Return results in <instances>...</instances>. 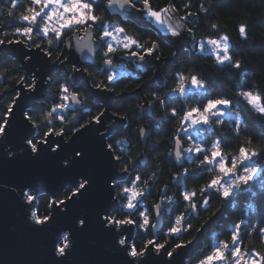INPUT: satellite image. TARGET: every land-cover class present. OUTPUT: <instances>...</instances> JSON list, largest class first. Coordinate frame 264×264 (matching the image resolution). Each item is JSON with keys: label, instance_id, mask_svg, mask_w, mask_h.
Segmentation results:
<instances>
[{"label": "snow or ice", "instance_id": "obj_1", "mask_svg": "<svg viewBox=\"0 0 264 264\" xmlns=\"http://www.w3.org/2000/svg\"><path fill=\"white\" fill-rule=\"evenodd\" d=\"M154 2L155 0H30V6H27L23 0H9L11 6L7 9V15L12 20L8 26L11 27L17 20L23 26L14 28L11 33L13 38L0 39V46L23 44L27 51L19 58L24 62V66L32 61L33 50L42 52L49 63L62 66L71 63L67 53L74 43L78 45L74 51L81 54L86 50L89 56L87 59L81 57L79 61L81 67L73 64L72 75L84 73L83 86L68 75L61 79L58 75L54 77L47 73L29 71L27 77L19 78L17 83L20 88L31 93L34 102L33 108L22 112L21 119L25 128L35 130L37 134L25 136L19 146L13 144L9 138L15 109L23 99L21 91H16L7 108L0 113V158L15 160L20 154H26L32 159H39L42 154L61 157L66 148L71 147L68 140L75 143L73 137L77 133L87 132L90 126L96 125L98 126L95 128L96 135L104 142L107 160L112 170L106 186L110 199L114 202L111 208H104L97 213V220L104 231L116 238L118 250L127 258L125 264H145L150 254L155 256L163 254L167 258L166 264H177V257L183 256L189 249L200 251L199 257H192L195 264H264V252L255 248L248 250L242 239L250 232H256L264 238V228L251 224L249 219L242 218L232 222L231 226L226 227L219 235L213 232L211 235L214 242L207 250L201 243V237L212 224L224 216V212L221 211L219 216L213 212L200 227H194L190 223L194 217L199 220L202 212L211 211L212 199H221L226 204L241 196L245 198L258 196L264 200V162L261 161V157H264V147L252 146V137H246L236 153L225 155L222 141L225 143L227 141L219 135L225 125V118L233 125L232 131L236 137H240L242 130L249 131L247 117L241 115L245 111L264 121V91L247 83L245 74L239 71L242 61L234 58V46L229 35L220 34L217 24L210 25L214 30L211 35L201 37L199 40L196 39L195 28L188 27L193 18H199L201 12L205 15L210 14L211 0L207 6L198 3V11H190L193 7L192 0H180L179 7L178 0H167L159 7H154ZM17 7L23 8L24 12L15 17L13 12ZM100 8L109 9V15H120L123 23L98 15L97 11ZM130 23H146L162 35L166 34L170 41L173 38H184L185 34H188L191 37L193 52L212 59L213 70L222 68L237 70L239 82L234 85L235 91L226 89L223 94L217 95L211 90L210 78L206 79L200 73L190 72L184 68L183 71H174L171 81L165 78L161 91L163 88H168V91L163 92V95L161 91L151 92L145 103L136 106L139 111L132 110L129 113L120 107L117 112L111 113L116 104L110 103V100L116 97L124 99L123 93L116 91V86L122 81L116 72H109L105 67L112 66L114 58L119 59L123 56L135 62L137 68L141 69L140 80H143L148 74L146 66L150 67L153 63L164 64L169 57L178 60L182 54L173 51L169 56H164L159 42L150 40L146 45L135 36L129 35L126 25ZM81 30L84 32L83 36L80 35ZM238 31L242 38L247 39L245 24H240ZM0 32H3V28H0ZM3 34L9 35L7 32ZM97 56L101 58L100 65H96ZM84 63H91L97 68L98 75L105 76L106 79L88 83L93 81V76L87 67H83ZM19 70H23V67ZM155 74L159 75V72ZM120 76L130 77V74L121 72ZM137 83L139 86V81ZM42 85L47 88L55 85L56 91L53 94L42 93L40 91ZM82 87L84 91L110 93L111 96L104 99L96 95L92 107L98 111L93 113L91 108L85 106L88 97L82 96ZM189 100L192 101L191 105L187 103ZM237 107L240 111H234ZM157 109L161 110L160 118L165 124L175 121L178 125L175 133L171 135L174 150L168 155L170 160L179 164L183 170L173 175L174 184H165L159 202L147 207L143 205V201L152 195V189L156 187L157 173L153 172L148 176L147 171H144L142 176L141 172L136 170L138 162L132 161L131 151L124 147L128 144L130 136L122 133L129 119L135 120L137 116L150 118ZM78 112L83 115H76ZM109 113L110 119L105 121L104 117ZM84 115L91 117L86 123L81 122ZM54 121L57 123L54 124ZM41 125L44 127L42 133ZM214 125L215 130L212 131ZM210 131L212 135L206 138L203 134ZM113 132L120 134L121 138L116 139ZM148 133V127L138 128L140 137H146ZM131 135L135 136L137 133L132 132ZM194 136L199 137V142ZM52 137L61 139L52 140ZM182 137L189 143L186 148L183 147ZM109 138L113 143L108 142ZM209 141L210 147L205 146ZM156 151H159L158 147ZM88 158L89 152L86 147H76L72 148L70 155L63 156L60 163L63 168L71 169ZM184 162H190L195 167L185 168ZM213 170L215 174L198 190L188 188L189 179L205 180ZM181 181H184L182 187ZM92 186V177L80 174L69 187L62 191H52L46 206L50 213L47 215H41L34 203L39 198L33 195L34 189L22 190L21 195L28 206L32 226L38 229L49 226L56 219L54 214L56 209L67 211L69 206L76 202L75 198L83 197ZM172 187H179V193L169 194ZM249 189L254 191L248 192ZM197 197H200L198 202ZM180 201L187 206L186 212L175 211ZM247 208L255 210L251 203ZM165 213L170 217L167 231L158 230L159 222L153 223L152 216L154 214L160 218ZM76 224L81 231L87 229L88 216L77 217ZM193 232L197 235L187 239L186 237L192 236ZM224 232L228 233L229 239H220ZM134 233L151 238L138 243L137 239L133 238ZM71 236V232L65 231L57 237L53 246L56 257L69 256L74 246Z\"/></svg>", "mask_w": 264, "mask_h": 264}, {"label": "water", "instance_id": "obj_2", "mask_svg": "<svg viewBox=\"0 0 264 264\" xmlns=\"http://www.w3.org/2000/svg\"><path fill=\"white\" fill-rule=\"evenodd\" d=\"M0 28L4 30V26L1 24ZM2 33L0 32V35ZM184 38L191 41L188 34H185ZM2 39L6 38L3 37ZM181 42H183L181 38H173L171 41L175 51L180 53L185 48L183 44H180ZM77 47L78 45L74 43L72 49L68 51L67 55L72 62L66 65L76 64L77 67H81L79 63L81 57L88 58L89 54L86 50L81 54L74 51ZM26 51L27 49L23 44L0 46V63L8 58L19 62L20 69L23 67L24 77L28 76L29 71L50 75L53 72L66 69V65L49 63L48 58L39 50H33L31 53L33 56L32 61L24 66V62L19 57ZM173 61L175 60L169 57V60L165 61L164 64L156 63L155 73L158 71L159 75L155 74L153 79L159 78L161 72L167 66H170ZM82 77H84L83 72L76 73L74 81H78ZM140 90V88H137L132 92L123 93L124 98L128 95L140 94ZM16 91H21L23 99L19 101V107L15 109V117L12 121L13 127L9 130V138L13 144L19 146L25 136L35 135L36 131L25 128L23 125L21 114L23 111L33 108L34 102L31 98L32 94L21 89L19 84L0 93V105L2 99ZM40 91L48 93V88L42 85ZM94 95H100L104 99L111 96L110 93H94ZM117 100L119 101V97L110 100V103L115 104ZM110 116L111 113L106 114L104 120L108 121ZM112 119H115V117H112ZM143 119L149 118L143 116ZM142 126L148 127L146 124ZM96 127L98 126L92 125L87 132L77 133L73 137L75 143L68 140L71 147L66 148L61 157L42 154L39 159H32L26 154H20L15 160L0 158V264H125L127 258L118 250L115 243L116 238L104 231L97 220V213L104 208H111L114 202L111 201L106 186V181L112 174V170L107 160V150L104 147V142L96 135ZM149 134L150 131L146 137H140L143 143L149 137ZM51 139L58 141L61 138L52 137ZM76 147H86L89 158L71 169L63 168L60 163L61 158L70 155L72 148ZM175 165L180 166L177 163ZM80 174L92 177V188L83 197L75 198L76 202L71 204L67 211L56 209L54 213L56 219L49 226L43 229L34 228L29 218L28 206L24 203L21 195L22 190L31 188L34 189L33 195L44 194L50 196L52 191H62L69 187L71 182ZM34 203L38 205V200ZM221 211L225 212V203H222L215 211L217 216ZM82 215H87L89 219L88 228L83 231L76 224L77 217ZM213 219H216V217H213ZM223 219L224 216L216 223L221 222ZM157 222H159L158 230H160L163 226V215L160 218L154 215L153 223ZM65 231L72 233L71 239L74 241V246L68 257L59 258L54 255L53 246L57 237ZM207 232L201 237L202 244ZM196 235L197 233L193 237ZM197 252H200L199 249L195 251L192 249L187 250L183 256L177 257V264H187ZM166 260L167 258L163 254L160 256L150 254L146 258L145 264H166Z\"/></svg>", "mask_w": 264, "mask_h": 264}, {"label": "trees", "instance_id": "obj_3", "mask_svg": "<svg viewBox=\"0 0 264 264\" xmlns=\"http://www.w3.org/2000/svg\"><path fill=\"white\" fill-rule=\"evenodd\" d=\"M166 2L167 0H155L154 7L163 6ZM23 3L27 6H30V0H23ZM198 3H204L207 6L209 0H192L193 7L190 9V11H198ZM211 5L212 7L209 15H205L203 12H201L199 18H193L192 23L189 24L188 27L195 28L196 39L199 40L201 37H207L211 35L214 30L210 28V25L213 23L217 24L219 26L220 34L229 35L230 41L234 46V58L240 59L242 61V67L239 71L245 74V80L247 83L249 85H255L257 89L264 91V0H211ZM10 6L9 0H0V9H3V11H0V24L5 25L3 32L9 33V35L6 36L7 39L13 38L11 33L15 27L23 26V24L18 20L12 24L11 27L8 26L12 20V18L7 15V9ZM177 6H180V0H178ZM22 12H24V9L17 7L14 10L13 15L18 17ZM97 14L105 17L106 19L123 23V19L119 15H109V10L107 8L98 9ZM240 24H245L247 26V39L242 38L238 31ZM126 27L129 35L135 36L137 39L145 42L146 45L150 40L159 42L161 44V52L164 56H169L171 52L175 51L173 46L168 44V42L151 26L130 23L126 25ZM2 37L3 36L0 35L1 39ZM15 38L20 39V37ZM181 44H183L185 48L181 52L182 54L180 55L179 59L171 63V68L168 71V75L170 76L169 81H171V76L174 71H183L184 68H187L190 72L200 73L206 79L210 78V82L212 84L211 90L215 91L217 95L223 94L226 89L233 92L235 91L234 85L239 82V76L236 75L237 70L226 68L213 70L214 61L212 59L193 52L192 44L189 42H182ZM19 69V62L11 58H8L0 63V93L18 84L17 81L19 78L24 76V72ZM152 74L153 72L150 70L146 79H149ZM119 85L123 87V90H129L133 89L136 85H138V83L135 84V81L129 80L122 82ZM147 88L148 90L144 92L145 96L147 97L153 91H161V87L156 84H152ZM55 91V85H53L51 88H48V94H53ZM166 91H168V88H163L161 95H163V92ZM14 95L15 94H12L2 99L0 113H2L7 108V105ZM140 103L141 100L139 97H132L124 101L122 105L115 110L118 111L120 107H123L126 112L131 113L132 110L138 111L136 106ZM187 103L191 105L192 101L189 100ZM241 107H243V105H241ZM96 111L98 110H93L94 113ZM234 111H240V108H234ZM121 115H123V113H121ZM241 115L247 117V126L250 128L249 131L245 132L242 130L240 137H236L235 133L232 131L233 125L227 120V118H225V125L220 130L219 135L223 136L227 141L226 143L225 141H222L224 153L227 155L236 153L240 145L245 142L246 137H252V146L257 148L264 147V121L255 118L254 115H249L246 111L242 112ZM137 121H139V116H137L135 120L129 119L126 129L130 132L137 131ZM150 123L153 134L151 140L149 141L151 149L147 152L149 164L146 169L148 176H151L153 172H156L157 176L155 180L156 187L152 189V195L148 196L147 199L144 200V203L147 207H150L152 204L158 202L165 184H174L172 179L173 175L177 172H181L182 169L181 167L176 166L174 162L170 160L168 155L172 150V143H170L171 135L175 133V130L178 127L177 123L175 121H171L165 124L161 118ZM214 130L215 125L213 126L212 131ZM43 131L44 128L41 125L40 132L42 133ZM212 131L208 133V136L212 135ZM165 141H167L168 144H166L167 142L165 143ZM197 141H199V138ZM135 143L137 144V141ZM210 143L211 142L209 141V143L205 146L210 147ZM157 147L159 148V151H156ZM141 153L142 151H140V147H138L136 150L137 162L141 157ZM261 161L264 162V157H261ZM191 165L192 164H190L189 169H193L195 167H191ZM136 170L139 171L138 168ZM143 174L144 172H142L141 175L143 176ZM213 174H215L214 170L208 174L205 180H198L196 178L189 179L187 181V186L190 187L189 189L198 190L204 183L207 182V179L211 178ZM183 183L184 181H181V187L183 186ZM179 191V187H172L171 193L169 194H178ZM252 191L254 190H248V192ZM38 197L37 207L40 214H49L46 206L50 196L41 194ZM199 199L200 197L196 198L197 202ZM210 203V212H202L199 220L194 217L190 221L194 227H200L202 222L207 217L212 216V213L215 212L221 206V204L225 202L221 199H212ZM249 203L254 205V211L247 208ZM186 209L187 206L183 201H180L178 203V208L175 211L186 212ZM168 216L169 215L166 214V218ZM242 218H247L251 224L259 228H264V200L260 199L258 196L251 198H245L241 196L239 199L233 200L232 203H225L223 221L219 224H212L203 240V246L205 250H207L214 242V237L211 235L213 232H216L219 235L226 227H230L232 222L239 221ZM241 230L244 231L243 228ZM194 233L195 232L192 233V236L186 238L191 239ZM134 238L137 239L139 243L145 239H150L151 236L145 237L143 235L135 234ZM183 238L185 237H182V239ZM220 239H229L228 233L224 232V234L220 236ZM242 239L244 240L248 250L255 248L256 250L264 252V238L260 237L256 232H250L248 236H245ZM199 255L200 252L197 253L195 257H199ZM187 264H195L194 259L191 258Z\"/></svg>", "mask_w": 264, "mask_h": 264}, {"label": "flooded vegetation", "instance_id": "obj_4", "mask_svg": "<svg viewBox=\"0 0 264 264\" xmlns=\"http://www.w3.org/2000/svg\"><path fill=\"white\" fill-rule=\"evenodd\" d=\"M114 22H116V21H114ZM139 25L150 26V25H147L146 23L145 24H139ZM3 26H4V29H5V25H3ZM83 33H84L83 30H81L80 35H83ZM157 33H159V35H161L168 42V44L171 45V41L172 40L170 41L167 38V36L162 35L158 31H157ZM1 35L4 38H6V36L3 35V33ZM61 49H63V45H61ZM100 64H101V58L99 56H97L96 57V65H100ZM83 67H87L88 68V71L93 76V81H88V83H92V82H94L96 80H104V79H106L105 76L98 75L97 68L95 66H93L91 63H86V64L83 65ZM105 67L108 68V71L109 72H113V71L116 72L117 73V76L119 77L120 81H122V82H126V81H129V80H133V81H135V84L138 81L140 83L139 86L136 85L133 89L123 90V87L119 85L120 83H122V82H120L118 84V86H116L117 93H127V92H132V91L136 90L137 88H140L141 89L140 90V94H137V95H128V96H126L122 100L119 99V103H115L116 104V107H113L111 109V113L117 112V110H115V109H117L119 106H121L124 101H126V100H128L129 98H132V97H139L140 100H141V103H144L145 100H146V98H148L147 96H145L144 92L148 90L147 87H149L150 85L154 84L153 81L156 82L155 83L156 85H158V86L161 87V85L163 84L165 78L168 79V80H170V76L168 75V71L171 68V65L170 66H167V68L164 71L161 72L160 77L159 78H155V79H153V78L155 76V71H156L157 64L156 63H153L150 67L146 66L147 69H148V73H149L150 70H152L153 74H152V76L149 79H146L148 74L146 76H144L145 80L144 79L143 80H140V76L142 74L141 73V69L137 68L136 63L133 62L132 60H130L129 58H127V57L121 56V58H119V59H115L114 58V64L112 66H105ZM115 67H119V68L117 69ZM65 68L66 69L63 70V71L53 72L50 75H53L54 77L58 75L61 79H63L65 77V75H68V76H70L74 80V75H72V73H73V64H68V65L65 66ZM161 68H163V66H161ZM121 72H125V73L130 74V77L129 76H120V73ZM77 82L81 86H83L85 84L84 77H82L81 79H79ZM81 92H82V96L88 97V101L86 102V105L85 106L91 108L92 109V112H93L94 109L98 110L97 108L92 107V101H93V99L95 97L94 93L91 92V91H84L83 90V87L81 89ZM12 94H15L16 95V92H13ZM12 94H10V95H12ZM138 111H139V109H138ZM76 115L79 116V115H83V114L80 113V112H78V113H76ZM161 115H162L161 110L160 109H157L156 112L153 113L152 114V117L149 118V119H143V116H139V123L136 122L138 124V128L141 127L142 125L146 124L148 126V128H149V131H150L149 137L146 139V141L144 143L141 140L140 136L138 135V129H137V131H132V132H136L137 133V135H135V136H132L131 135L132 132H130L127 129H125V131L122 133V135H129L130 136V139H129L128 144L124 145V147L128 151H131V153H132V157H131L132 161L137 162V160H136V150L138 149V147H140V151H142L141 157L139 158L138 163H137V168L139 169V171L141 172V174H142V172L147 171L146 168L148 167V164H149V157L147 155V152H148V150L151 149L150 144H149L150 143L149 141L151 140V137H152V134H153V130H152V127H151V123L150 122H152L154 120H158L161 117ZM90 118H91L90 116L84 115V119L81 122L86 123L87 120H89ZM55 123H57V122L54 121V124ZM128 123L126 125V128L128 126ZM76 126L79 127V124H77ZM69 135H71V133H69ZM113 135L115 136L116 139H120L121 138V135L120 134H117L116 132H113ZM65 139H67V137H65ZM182 139H183V137H182ZM136 141H137V144L135 143ZM108 142L109 143H113V140L111 138H109L108 139ZM165 143H164V145H165ZM170 143H172V142H170ZM187 143L188 142L185 139H183V147H185L187 145ZM166 144H168V142ZM173 150H174V146L172 144V150H171V152ZM143 160H145V161L142 162ZM185 163L186 162L183 163V166L185 165ZM174 164H175V162H174ZM164 190H162V191H164ZM144 206H146L145 203H144ZM166 207H169V206H166ZM153 220H154V214H153L152 222H153ZM165 224L167 225L166 213L163 214V228L165 227ZM134 237H135V233L133 234V238Z\"/></svg>", "mask_w": 264, "mask_h": 264}, {"label": "rangeland", "instance_id": "obj_5", "mask_svg": "<svg viewBox=\"0 0 264 264\" xmlns=\"http://www.w3.org/2000/svg\"><path fill=\"white\" fill-rule=\"evenodd\" d=\"M18 27H22V26H18ZM181 40H183V42L184 43H187V42H189L190 44H192L191 43V41L188 39V38H181ZM115 68H119V67H115ZM30 82V81H29ZM44 111H46V109L44 110ZM209 133V132H208ZM208 133L206 134V133H204L203 135L207 138L208 137ZM36 134V133H35ZM199 137H196V136H194V139H198ZM186 140V139H185ZM187 141V140H186ZM188 142V141H187ZM199 142V141H198ZM189 146V143H187V145L185 146V148L186 147H188ZM225 155H227V154H225ZM231 155V154H230ZM190 164H192V163H190V162H186V164L184 165L185 166V168H189L190 167ZM194 167L195 165H191V167ZM180 167V166H179ZM182 168V167H181ZM191 169V168H190ZM183 170V168L181 169V171ZM188 188H190L189 186H188ZM163 193V192H162ZM41 195V194H40ZM42 195H44V194H42ZM65 195H66V192H65ZM143 205H144V202H143ZM167 214V213H166ZM168 215V214H167ZM166 220H167V225L169 224V221H170V217L168 216L167 218H166ZM154 221V220H153ZM223 221V220H222ZM221 221V222H222ZM221 222H219V223H221ZM219 223H214V224H219ZM167 225L163 228V226H162V228L160 229V230H162V231H167ZM195 234V233H194ZM206 236V235H205ZM204 240V239H203ZM203 244H204V242H203ZM197 253H199V252H197ZM196 253V254H197ZM195 254V255H196Z\"/></svg>", "mask_w": 264, "mask_h": 264}]
</instances>
